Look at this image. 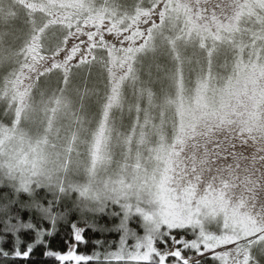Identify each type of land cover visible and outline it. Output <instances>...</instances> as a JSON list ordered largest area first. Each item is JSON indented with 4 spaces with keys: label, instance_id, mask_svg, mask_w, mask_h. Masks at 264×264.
Returning a JSON list of instances; mask_svg holds the SVG:
<instances>
[{
    "label": "snow or ice",
    "instance_id": "obj_1",
    "mask_svg": "<svg viewBox=\"0 0 264 264\" xmlns=\"http://www.w3.org/2000/svg\"><path fill=\"white\" fill-rule=\"evenodd\" d=\"M0 264H264V0H0Z\"/></svg>",
    "mask_w": 264,
    "mask_h": 264
},
{
    "label": "trees",
    "instance_id": "obj_2",
    "mask_svg": "<svg viewBox=\"0 0 264 264\" xmlns=\"http://www.w3.org/2000/svg\"><path fill=\"white\" fill-rule=\"evenodd\" d=\"M96 238H102V239H103V238H105V237H101L100 234L97 233V234H96ZM108 238H109V239H112V238H114V237H108ZM55 246H56V247H60V248L63 247L62 243L59 242V241L56 242V245H55ZM90 249H91V245H89L88 247H83V248H81L80 251H81L82 253H84V254H87V253H89Z\"/></svg>",
    "mask_w": 264,
    "mask_h": 264
}]
</instances>
